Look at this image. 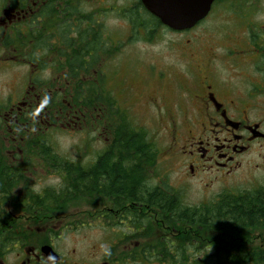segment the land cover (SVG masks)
I'll use <instances>...</instances> for the list:
<instances>
[{
    "label": "flooded vegetation",
    "instance_id": "1",
    "mask_svg": "<svg viewBox=\"0 0 264 264\" xmlns=\"http://www.w3.org/2000/svg\"><path fill=\"white\" fill-rule=\"evenodd\" d=\"M144 12L148 13L140 0H0V65L6 67L17 61V56L12 55L15 46L37 47L32 52L33 61L30 51L23 58L31 67L24 86L20 92L9 88L12 90L5 96L4 105H0V140L5 141L4 148L0 145V264H169L156 253L171 254L174 249L179 250V242L187 247L189 236L194 234L189 229H173L169 213L158 219L154 210L142 206L137 197L92 193L78 221L102 225L103 238L81 245L86 238L72 225L77 215L68 214L73 203L62 202L60 197L63 183L35 191L32 187L36 183L24 177L26 171L34 168L33 162L43 174L60 176V154L52 148L45 160L46 152L37 149L36 139L44 141V128L61 130L86 116L93 128L100 120L90 102L86 114L78 115L69 105L63 111L61 103L66 102L60 94L64 91L50 89L42 79L45 74L54 76L58 71L65 76L69 73L64 67L66 51L60 55L59 49L62 45L74 46L75 52L78 27L87 39L95 31L103 36L102 43L108 41L103 35L107 14L115 15V22L127 29L129 39L137 35L140 41H151L160 30L183 36L176 46H182L188 55L178 61L184 76L191 81L176 91L182 93V105H174L171 111L161 107L158 117L170 137L164 151L178 158L183 181L207 180V187L215 181L226 183L238 172L241 174L243 166H252V160L246 159L254 151L264 166V26L246 24L242 27L245 37L240 39L231 34L230 47L235 49L236 57L229 56L230 52L224 54L230 48L219 47L217 50L222 53L214 50L206 59L196 60L186 34L205 20L189 30L172 31L160 22L137 20L135 14ZM45 46L51 47L45 51ZM46 58L57 62L56 68L44 70ZM149 69H155L152 61L148 62ZM158 76L160 82H167V74ZM123 89L129 95L133 91L128 85ZM119 108L132 121L128 111L121 105ZM93 129L103 137L105 148L108 139L104 128ZM104 148L89 153L85 168L92 169L102 161L100 158L107 152ZM254 166L258 169L259 165ZM202 230L199 228L195 234L199 233L204 242ZM226 231L230 232V239L219 242L231 252L252 250V244L264 243V225L217 233L225 235ZM103 243L110 245V256L102 254ZM256 248L264 251L263 246Z\"/></svg>",
    "mask_w": 264,
    "mask_h": 264
},
{
    "label": "rangeland",
    "instance_id": "2",
    "mask_svg": "<svg viewBox=\"0 0 264 264\" xmlns=\"http://www.w3.org/2000/svg\"><path fill=\"white\" fill-rule=\"evenodd\" d=\"M92 5L94 6V4ZM114 17V14H107L104 20L103 35L106 36L110 49L108 54L99 60L96 67H99L102 72L103 79L101 80L104 83V89L112 98L118 101L119 106L121 105L128 111V115L132 119L130 121L132 125L135 124V128H142L146 131L150 141L158 151L157 176L154 180H151V185L162 181L167 186L180 192L184 203L189 206L218 202L225 192H247L264 187V166H261L257 151L252 152L248 155L249 158L246 159L248 161L252 160V166H243V172L241 174L238 172L226 183L215 181L207 187V184H205L207 180L183 181V172L178 168V158L166 155L164 151V149H167L170 137L165 129L166 126L161 124L158 119L162 114L161 107L162 109L166 107L168 109L165 110L171 111L174 105H182L180 100L182 93L178 94L176 91L179 86H189L191 81L187 76H184V68L178 61L181 59L179 57L188 55V51L183 49L182 46H176L183 36L160 30L151 41H140L137 35L135 37L131 35L129 39L127 29L122 25L119 26ZM246 24L264 26V0H223L217 3L205 21L186 34V37L191 40L190 45L195 49L194 58L204 60L214 50L222 53V50H217L219 47L230 48L228 51L225 50L224 54L230 52L229 56L236 57L235 49L230 47L231 34L237 35L238 39L245 37L242 27ZM237 44H239V41H237ZM21 50V52L12 51V55L17 56L16 62H11L6 67L0 65V105H4L5 96L9 94V90H12L9 88L15 87L14 90L20 92L27 79V73L31 70V67L23 61L31 47ZM1 56L4 57L5 53L3 52ZM8 56L10 55L8 54ZM149 61L154 64L155 69L153 71L155 73L150 69L148 70ZM55 65H57V62L53 60L46 58L43 61L44 70L56 68ZM162 72L168 75L167 82H160L158 73ZM63 73L58 71L54 76L45 74L42 80L45 83L46 81L49 82V84L52 81L54 87L49 85L50 89L59 88L60 91H65V88L61 86V83L66 80ZM187 73H190L189 69ZM236 80L237 78H234V82ZM124 85L132 88L131 95L127 91H122ZM74 87L73 84L69 86L71 92ZM10 97H13L11 93ZM86 112L84 110L85 114ZM92 122L91 119L90 124ZM64 123L62 122V124ZM44 130L43 139L57 153L69 161L84 164L91 151H99L104 148L103 137L88 125L87 116L84 117L83 121L79 119L76 122L74 121L70 127L62 126L61 130L54 131L52 127L47 130L44 128ZM4 144L5 141L0 140L2 148H4ZM255 164L259 165L258 169L254 166ZM31 166H34V168L26 171L24 177L30 182L34 181L36 185L32 188L39 191L40 184L49 180L53 175L43 174L35 162L31 163ZM85 203H73V209L68 212V214L77 215V218L74 219L76 222L73 221L74 224L72 225L79 235L86 238L82 239L81 245H86L88 240L100 242L103 238L102 225L97 222L88 223L84 219L78 221L80 214H84L87 209ZM196 231L193 228V232L196 233ZM202 231L205 245L210 242L220 245L219 240L223 242L231 237L229 231H226L225 235L207 228H203ZM254 234L256 235V233ZM258 246L264 248V243L257 242L252 244L251 247L256 248ZM201 253L204 254L206 259H210L211 249L209 246ZM212 261L210 260L209 263L211 264Z\"/></svg>",
    "mask_w": 264,
    "mask_h": 264
},
{
    "label": "trees",
    "instance_id": "3",
    "mask_svg": "<svg viewBox=\"0 0 264 264\" xmlns=\"http://www.w3.org/2000/svg\"><path fill=\"white\" fill-rule=\"evenodd\" d=\"M222 1L216 0L215 5ZM135 15L140 22H159L145 12ZM100 35L94 31L92 38L87 39L89 37L78 27L75 52H72L74 46L62 45L59 49L60 55L66 51L64 67L69 71L66 80L61 83L65 91L60 94V98L65 96L66 100L64 104L62 102L64 97L61 99L62 110L67 111L69 108L67 105H69L79 115L84 113L90 102L92 111L96 117L100 118V120L97 119L93 128L97 126L102 130L104 128L103 132L108 139V144L104 148L107 152L104 157L102 156L103 159L100 158L102 161L97 163L95 169H87L81 163L71 162L61 155L58 156L60 177L63 181L60 189L62 202L64 200L71 203L86 202L92 193H115L122 197L139 198L141 205L147 209L152 208L158 219L159 216L169 213L173 229L193 231L195 228L196 231L199 228H207L213 231H223L263 226L264 187L247 192H225L218 202L189 206L184 203L180 192L162 181L151 185V180L157 176L158 151L146 131L142 128H135L126 112L119 108L116 100L104 89V83L101 80L103 76L99 67L96 66L100 57L105 56L103 55L105 53L108 54L110 44L106 40L102 43L103 36ZM50 47L45 46V51H48ZM14 48L20 51L24 47L15 46ZM36 49V46L31 47L28 53L30 61H33L32 52ZM45 84L54 86L52 81L50 84L46 81ZM72 84L75 87L71 92L69 86ZM36 140L37 149L46 152L44 158L46 160L52 147L46 140ZM27 148L33 149L30 146ZM119 151L127 153L122 155L118 153ZM198 235L199 233L197 235L194 233L189 236L187 247L179 242V250L174 249L171 254L156 253V257L161 254L163 260L169 264H210V260H213L211 264L215 262L264 264V251L259 248L231 252L221 243L215 245L210 242L205 245ZM208 246L211 249L210 259H206L201 253Z\"/></svg>",
    "mask_w": 264,
    "mask_h": 264
},
{
    "label": "water",
    "instance_id": "4",
    "mask_svg": "<svg viewBox=\"0 0 264 264\" xmlns=\"http://www.w3.org/2000/svg\"><path fill=\"white\" fill-rule=\"evenodd\" d=\"M140 2L163 26L174 31H183L193 28L202 21L208 15L214 0H140Z\"/></svg>",
    "mask_w": 264,
    "mask_h": 264
},
{
    "label": "clouds",
    "instance_id": "5",
    "mask_svg": "<svg viewBox=\"0 0 264 264\" xmlns=\"http://www.w3.org/2000/svg\"><path fill=\"white\" fill-rule=\"evenodd\" d=\"M62 177L58 175H54L49 180L43 181L40 184V187H60L62 186ZM100 250L104 256H110L111 255V247L107 243H103L100 245Z\"/></svg>",
    "mask_w": 264,
    "mask_h": 264
}]
</instances>
